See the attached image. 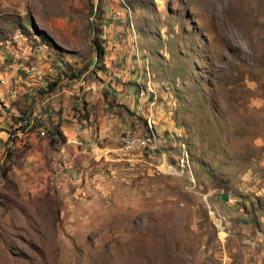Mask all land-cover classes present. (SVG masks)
Returning a JSON list of instances; mask_svg holds the SVG:
<instances>
[{
  "label": "rangeland",
  "instance_id": "1",
  "mask_svg": "<svg viewBox=\"0 0 264 264\" xmlns=\"http://www.w3.org/2000/svg\"><path fill=\"white\" fill-rule=\"evenodd\" d=\"M122 30L193 109L191 137L124 153L141 125L77 171L8 149L0 264H264V0H0V50L46 40L69 79L105 70L103 37ZM217 185L241 203L210 198Z\"/></svg>",
  "mask_w": 264,
  "mask_h": 264
},
{
  "label": "crops",
  "instance_id": "2",
  "mask_svg": "<svg viewBox=\"0 0 264 264\" xmlns=\"http://www.w3.org/2000/svg\"><path fill=\"white\" fill-rule=\"evenodd\" d=\"M122 32V43L118 32L103 37L114 46V50H102L106 69L94 74L88 71L79 78L73 74L70 79L65 77L63 64L52 61L55 57L46 40L19 36L12 49L0 50V156L28 142L27 158L77 171L90 168L91 162L114 160L118 137L141 125L146 128L151 123L156 133L172 139L191 137L186 126L193 109L186 113L185 104L170 89L169 79L153 65L146 43L141 47L140 41L135 52L131 38ZM11 59L12 66H7ZM176 81L179 86L180 79ZM42 130L47 132L44 137ZM247 185L252 191L255 179L238 184ZM208 196L223 198L227 204L241 203V198L219 185ZM260 235H255L256 241L264 243Z\"/></svg>",
  "mask_w": 264,
  "mask_h": 264
},
{
  "label": "built area",
  "instance_id": "3",
  "mask_svg": "<svg viewBox=\"0 0 264 264\" xmlns=\"http://www.w3.org/2000/svg\"><path fill=\"white\" fill-rule=\"evenodd\" d=\"M148 129L149 132L147 131L145 133L143 128H138V131L133 135L122 137L121 141H122L124 153H130L132 151L144 152L148 148L157 150V147H159V145L157 146L158 142L161 143V146L166 145L169 142L168 139L169 137L166 135L161 136L158 133H156L151 123H148ZM170 140H172V138H170ZM189 157L190 154L184 155V157L180 161L181 168L184 169L190 165Z\"/></svg>",
  "mask_w": 264,
  "mask_h": 264
},
{
  "label": "trees",
  "instance_id": "4",
  "mask_svg": "<svg viewBox=\"0 0 264 264\" xmlns=\"http://www.w3.org/2000/svg\"><path fill=\"white\" fill-rule=\"evenodd\" d=\"M146 126H147V127H146V128H147V131L149 132V129H148V124H147Z\"/></svg>",
  "mask_w": 264,
  "mask_h": 264
}]
</instances>
